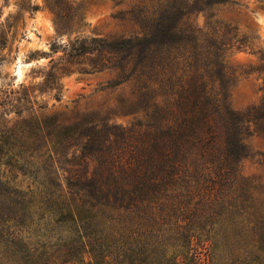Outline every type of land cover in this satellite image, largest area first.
<instances>
[{"label": "trees", "instance_id": "obj_1", "mask_svg": "<svg viewBox=\"0 0 264 264\" xmlns=\"http://www.w3.org/2000/svg\"><path fill=\"white\" fill-rule=\"evenodd\" d=\"M48 1L62 18L69 16L66 0ZM228 1L142 0L131 11L138 28L128 37L68 45L70 56L108 50L132 60L129 76L146 90L150 122L122 132L93 118L56 115L38 124L44 143L49 129L57 171L77 160L97 168L79 177L62 167L68 176L8 192L15 215H0V224H14L7 248L17 261L208 264L202 251L188 253L195 238L205 237L206 248L224 252L220 264H264V203L237 166L244 134L264 137V104L246 113L231 107L221 61L231 41L212 26V15H205V27L199 24L205 8ZM107 66L96 61L79 70ZM31 224L42 238L35 244L23 231ZM55 230L74 234L76 243L50 240ZM213 232L222 234L217 244Z\"/></svg>", "mask_w": 264, "mask_h": 264}, {"label": "rangeland", "instance_id": "obj_2", "mask_svg": "<svg viewBox=\"0 0 264 264\" xmlns=\"http://www.w3.org/2000/svg\"><path fill=\"white\" fill-rule=\"evenodd\" d=\"M141 1L66 0L69 16L62 18L48 0H0V180L6 182L0 183L1 216L15 215L8 208L13 205L7 195L14 188L25 189L55 175L68 176L62 167L74 169L79 177L97 168L95 162L77 160L79 164L71 166L62 163L57 171L49 129L44 143L38 124L50 122L57 115L69 121L93 118L117 126L119 132L147 128L150 119L143 108L146 90L129 76L132 60L108 50L77 56L66 53L68 45L78 41L91 45L93 39L116 41L128 37L138 28L131 11ZM199 5L203 7V3ZM206 14L212 15V26L231 41L232 47L226 46L221 57L231 107L246 113L262 106L264 0H229L205 8L199 14L202 27ZM237 39H243L242 44ZM96 61L108 66L99 71L79 70L91 69ZM120 62L124 68L111 65ZM244 143L245 153L237 162L239 173L251 186L257 202L263 204L264 137L246 133ZM71 155L72 150L69 158ZM13 225L0 224V264H22V260L17 261L18 254L7 248ZM23 231L29 243L42 241L34 224ZM58 233L63 234V241ZM53 235L50 240L60 244L77 241V236L65 230H55ZM213 235L217 244L222 234ZM205 239H194L190 258L202 251L205 263H222V249L209 250Z\"/></svg>", "mask_w": 264, "mask_h": 264}, {"label": "bare ground", "instance_id": "obj_3", "mask_svg": "<svg viewBox=\"0 0 264 264\" xmlns=\"http://www.w3.org/2000/svg\"><path fill=\"white\" fill-rule=\"evenodd\" d=\"M20 75V74H19Z\"/></svg>", "mask_w": 264, "mask_h": 264}]
</instances>
